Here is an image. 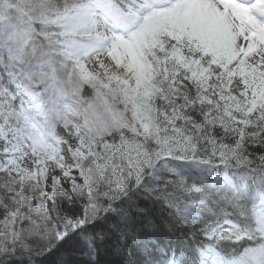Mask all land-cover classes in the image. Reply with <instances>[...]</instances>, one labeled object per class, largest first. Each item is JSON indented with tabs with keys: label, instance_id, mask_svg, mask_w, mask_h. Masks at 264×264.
<instances>
[{
	"label": "snow or ice",
	"instance_id": "snow-or-ice-1",
	"mask_svg": "<svg viewBox=\"0 0 264 264\" xmlns=\"http://www.w3.org/2000/svg\"><path fill=\"white\" fill-rule=\"evenodd\" d=\"M0 264H264V0H0Z\"/></svg>",
	"mask_w": 264,
	"mask_h": 264
},
{
	"label": "trees",
	"instance_id": "trees-1",
	"mask_svg": "<svg viewBox=\"0 0 264 264\" xmlns=\"http://www.w3.org/2000/svg\"><path fill=\"white\" fill-rule=\"evenodd\" d=\"M103 259H111V257H107V256H105V257H103Z\"/></svg>",
	"mask_w": 264,
	"mask_h": 264
}]
</instances>
